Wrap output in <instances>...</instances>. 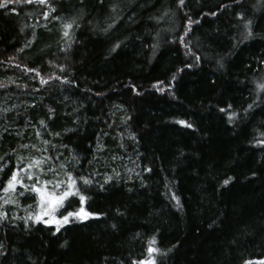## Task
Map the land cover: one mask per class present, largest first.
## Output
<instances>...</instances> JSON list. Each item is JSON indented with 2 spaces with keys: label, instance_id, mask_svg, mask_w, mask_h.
Masks as SVG:
<instances>
[{
  "label": "trees",
  "instance_id": "obj_1",
  "mask_svg": "<svg viewBox=\"0 0 264 264\" xmlns=\"http://www.w3.org/2000/svg\"><path fill=\"white\" fill-rule=\"evenodd\" d=\"M258 83L264 0H12L0 8V164L8 165L0 180L19 168L25 184L36 182L27 172L41 182L70 172L85 210L97 214L56 231L28 219L35 193L0 191V264H133L149 258L153 239L155 264H260ZM34 159L43 162L26 168Z\"/></svg>",
  "mask_w": 264,
  "mask_h": 264
},
{
  "label": "snow or ice",
  "instance_id": "obj_2",
  "mask_svg": "<svg viewBox=\"0 0 264 264\" xmlns=\"http://www.w3.org/2000/svg\"><path fill=\"white\" fill-rule=\"evenodd\" d=\"M16 2H19V0H16ZM26 2H30V0H26ZM47 2V0H39V3L41 4H45ZM12 3V0H0V8L6 7L7 4ZM180 4L184 3V0H179ZM213 15H215V13H212ZM45 15H47V13H45ZM250 21H247L245 23V28H248L250 25ZM73 24L69 23L66 24L65 27V31L63 33V35L65 37H69V32L68 29L72 28ZM109 28L112 27V25L108 26ZM187 31V29H186ZM252 33L251 31L248 32V34L246 36H244V39H248L249 36H251ZM181 41H183V37H181ZM119 45H116L113 47V51H115V48L118 47ZM187 48V45H184ZM197 60H199V57L196 58ZM219 63V62H218ZM222 66V65H221ZM188 67H191V65H188ZM61 70L63 71V68H61ZM175 75L173 76V79H175ZM57 79H60V77H57ZM64 81H67V77L63 78ZM41 83H45L44 80H41ZM160 83V82H158ZM153 87H156V85H153ZM257 90H264V83H258L256 85ZM158 91H164L163 88H159L157 89ZM133 91L135 92V86H133ZM138 94V93H137ZM253 105H249V108H251ZM231 106L229 105V108ZM221 112H224L225 109H220ZM236 116V113L232 112L229 114V123L232 122L233 118ZM41 124H43L44 122L41 121ZM178 123H180L181 125H184L188 128H191L192 125L190 123H187L186 121H178ZM37 135L39 136L40 133L37 132ZM57 135H59L57 133ZM262 135H264V133H262ZM44 143H48V141H44ZM257 143L260 144H264V140H259L257 141ZM21 147L23 148H27L29 147L28 145H22ZM3 157H0V160H2ZM44 159H51V157H47ZM43 162V160H33L32 163L25 165L26 168H32V167H39V165ZM8 167V165L5 164H0V172H4L5 169ZM61 168L64 167V165H60ZM150 169H146V171H149ZM49 171H53V169H49ZM20 173H24V168H19V169H13L11 170V175L8 176L7 180H0V183H2L4 186L2 189H0V191H2L5 194H9L12 192H15L17 189V186L19 185L20 187L24 188L26 191H30L33 192L37 195V205H38V210L33 214V213H29L28 219L32 220L33 223L36 222H42L45 225H55L56 226V231H59L60 228L65 225L70 223V219H75V220H86L91 216H95L97 214L95 213H90L84 210V202L86 200L85 195H83L81 193L80 188L77 186V178H75L73 176L72 173L70 172H65V176L67 177L66 180L61 181V180H57V181H49V180H44L43 182H41L40 177L38 175H36L35 173L32 172H27L25 173V175H27V178L29 181L33 180L34 176H35V183L32 184H25L23 183V180L20 176ZM83 185H90L92 184V180L90 178L87 177H79L78 178ZM111 177H107L105 179V183L108 182V180H110ZM229 179L224 180V184L227 185L229 183ZM64 186V187H62ZM101 188H103V185L100 186ZM21 195H23V193H21ZM74 197H78L81 207L76 210V211H68L66 214L60 215L59 217L56 215V213L58 212V210L63 209L65 207V202L68 201L69 203L71 202L70 198H74ZM173 199H177L175 196H173ZM11 202L8 199L4 200V203H9ZM5 217V213L0 212V218H4ZM47 217V218H45ZM25 223H28V220H25ZM113 227H115V225H113ZM152 243H155V240L153 239L150 242V245L147 249L148 253H149V258L145 259V260H140V261H134L133 264H155V260L152 258L151 254L154 252H158L159 249L153 248L151 246ZM2 254V253H0ZM245 264H250L249 261H245ZM260 264H264V261H260Z\"/></svg>",
  "mask_w": 264,
  "mask_h": 264
},
{
  "label": "rangeland",
  "instance_id": "obj_3",
  "mask_svg": "<svg viewBox=\"0 0 264 264\" xmlns=\"http://www.w3.org/2000/svg\"><path fill=\"white\" fill-rule=\"evenodd\" d=\"M71 202L69 203L68 201L65 202V207L63 209L58 210V212L56 213V215L59 217L60 215L66 214L68 211H76L81 207L80 201L79 204H77L76 206L73 205V200L72 198H70ZM84 207V206H83ZM37 210H38V205H37ZM36 210V211H37ZM85 210V208H84ZM86 211V210H85ZM47 218V217H45ZM75 219H70V222L73 221ZM56 229L55 225H51Z\"/></svg>",
  "mask_w": 264,
  "mask_h": 264
}]
</instances>
